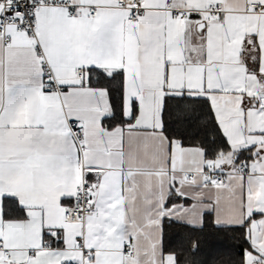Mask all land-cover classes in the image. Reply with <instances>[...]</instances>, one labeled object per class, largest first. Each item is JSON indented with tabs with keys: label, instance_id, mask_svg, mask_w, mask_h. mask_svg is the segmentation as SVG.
<instances>
[{
	"label": "snow or ice",
	"instance_id": "6c2138e0",
	"mask_svg": "<svg viewBox=\"0 0 264 264\" xmlns=\"http://www.w3.org/2000/svg\"><path fill=\"white\" fill-rule=\"evenodd\" d=\"M0 264H264V0H0Z\"/></svg>",
	"mask_w": 264,
	"mask_h": 264
}]
</instances>
